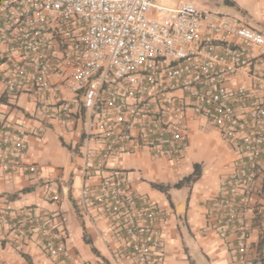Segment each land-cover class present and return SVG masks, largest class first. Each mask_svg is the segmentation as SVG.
<instances>
[{"label": "built area", "instance_id": "built-area-1", "mask_svg": "<svg viewBox=\"0 0 264 264\" xmlns=\"http://www.w3.org/2000/svg\"><path fill=\"white\" fill-rule=\"evenodd\" d=\"M228 1L235 0H179L171 7L155 0H0L5 92L52 95L60 125L87 112L75 205L80 214L91 209L106 219L134 264H164L168 216L108 161L141 150L177 160L188 141L189 110L239 149L222 193L210 201L208 225L233 235V264H252L245 214L264 155V98L255 93L264 87V34L212 5ZM238 73L250 86L227 84ZM27 151L24 131L0 120V168L37 172ZM94 177L98 183L89 184ZM66 221L63 214L1 212L0 231L23 239L36 234L52 264H76Z\"/></svg>", "mask_w": 264, "mask_h": 264}, {"label": "crops", "instance_id": "crops-1", "mask_svg": "<svg viewBox=\"0 0 264 264\" xmlns=\"http://www.w3.org/2000/svg\"><path fill=\"white\" fill-rule=\"evenodd\" d=\"M226 4L235 6L246 15L247 10L240 8L235 1ZM220 5L215 7L219 10ZM263 19L256 22L255 28L264 33ZM259 68L264 71V64ZM227 84L231 87L250 86V79L246 74L238 73ZM255 93L264 98V87ZM66 96L72 97L71 94ZM46 110L55 117L48 119ZM56 110L57 100L52 95L37 97L21 92L10 96L0 79V120L14 124L27 134V161L39 168L35 173L22 170L7 173L0 168V213L11 218L24 211L48 216L63 214L67 218L68 244L76 264H134L124 256L123 236L111 231V224L91 209L90 217L80 214L75 205L83 183L78 169L81 162L78 147L83 140L79 119L73 120L60 137L62 145L71 154L69 176L64 177V166L50 163L43 156L39 135L46 127L58 126ZM187 128L188 141L177 160L155 158L147 150H141L117 156L109 160L108 165L125 171V178L138 194L165 210L168 219L163 224L164 264H233V235L209 226L208 212L211 199L222 193L223 179L239 162V149L224 140L209 120L190 110L187 112ZM195 163L201 167L200 177L188 186L173 187L175 182L192 172ZM98 181V177H94L88 183L93 185ZM152 183L169 187L164 192L153 187ZM44 185L54 188L46 189ZM251 192L245 214L249 234L248 257L252 264H264V155ZM53 194L59 196L58 201L50 200ZM106 230L109 235L103 237ZM0 261L6 264H52L42 251L36 234L23 239L6 228L0 231Z\"/></svg>", "mask_w": 264, "mask_h": 264}, {"label": "rangeland", "instance_id": "rangeland-1", "mask_svg": "<svg viewBox=\"0 0 264 264\" xmlns=\"http://www.w3.org/2000/svg\"><path fill=\"white\" fill-rule=\"evenodd\" d=\"M179 0H155V3L162 6H175ZM237 5L240 8L246 9V15H243L235 6L222 3L219 7V10L222 12H231L235 16L239 17L242 21L247 23L250 27L255 28L257 26V21H261L264 18V0H235ZM264 20V19H263ZM264 34V33H263ZM88 119V114L85 112L83 116H81L78 120L79 122V128H81V131H84L86 121ZM71 123H68L67 125H59L57 127H46L44 132H42L39 137L41 139V152L43 156L50 162L54 164H58L61 166H64L65 173L64 177H68L70 174L69 163H70V150L62 145L61 138L63 137V132L66 128H69ZM25 133V132H24ZM80 133V132H79ZM25 136L27 134L25 133ZM80 172V171H79ZM123 173L125 171H122ZM79 175H81L79 173ZM42 185V184H41ZM39 185L37 186V189H39ZM46 189L54 188L52 186L51 188L46 185H44ZM63 194L66 195V189L63 187Z\"/></svg>", "mask_w": 264, "mask_h": 264}, {"label": "trees", "instance_id": "trees-1", "mask_svg": "<svg viewBox=\"0 0 264 264\" xmlns=\"http://www.w3.org/2000/svg\"><path fill=\"white\" fill-rule=\"evenodd\" d=\"M228 3V2H226ZM201 175V167L199 164L195 163L193 166V170L190 174L182 177L180 180H178L177 182H175L173 184V187L179 188L182 187L184 185H190L192 182H194L195 180H197ZM153 187L166 192L169 185H162V184H158V183H152L151 184ZM262 244V238L259 240V246Z\"/></svg>", "mask_w": 264, "mask_h": 264}, {"label": "water", "instance_id": "water-1", "mask_svg": "<svg viewBox=\"0 0 264 264\" xmlns=\"http://www.w3.org/2000/svg\"><path fill=\"white\" fill-rule=\"evenodd\" d=\"M198 1L199 2H207V3H209L208 0H198ZM212 4L217 6L218 5V2H215V3H212Z\"/></svg>", "mask_w": 264, "mask_h": 264}]
</instances>
